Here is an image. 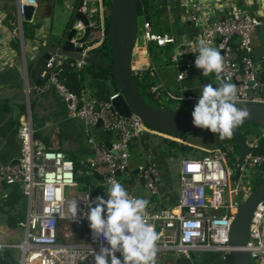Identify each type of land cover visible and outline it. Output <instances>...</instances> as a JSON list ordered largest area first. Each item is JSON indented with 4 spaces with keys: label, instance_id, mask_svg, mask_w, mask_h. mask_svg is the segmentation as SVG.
Returning a JSON list of instances; mask_svg holds the SVG:
<instances>
[{
    "label": "built area",
    "instance_id": "2783aa9c",
    "mask_svg": "<svg viewBox=\"0 0 264 264\" xmlns=\"http://www.w3.org/2000/svg\"><path fill=\"white\" fill-rule=\"evenodd\" d=\"M16 3L21 28L25 7L35 6L36 1L17 0ZM189 4L185 2L186 6ZM190 5L196 7L195 4ZM78 10L85 14L89 28L87 37L79 45L80 55L86 57L107 36L106 8L103 0H99L94 6L84 4ZM185 21L203 22L196 13H190ZM262 24L260 19L249 12L236 9L229 17L202 23L200 27L199 41L204 40L221 51L224 58L222 78L236 84L237 105L264 106V93L260 92L263 82L260 81L252 58V35ZM74 27L83 34L85 26L81 21H77ZM152 42L163 47L174 44L175 38L153 31L151 22L144 20L141 40L139 41L137 34L135 47L139 45L146 48ZM198 43L194 46L195 50H199ZM68 59L52 55L45 64L35 91L54 89L67 103L69 116L83 123L91 153L77 164L86 169V174L92 180L87 190L73 195L72 191L77 186L78 166L62 151L45 149L37 143L27 105L18 127L19 154L13 161L0 165V197L4 195L6 186L18 185L27 199L26 215L20 222L23 239L18 244H1L18 250L17 264H94L93 250L99 251L100 242L94 237L89 221L82 218V213L79 223L72 221L69 205L76 201L83 211H88L87 204L97 196H105L113 179L126 188L130 197H139L128 186V176L135 177L152 199L148 200L146 219L159 237L156 241V254L160 251H172L176 259L180 257L184 260L183 264H196L193 256L196 251H214L224 258L236 249H243L248 253L252 264H264V198L253 211L245 246L237 248L229 244L231 224L246 196L240 200L236 198L239 190L230 188L237 157L233 161V169L228 164L230 153L227 146L216 145L198 158L184 157L178 171L177 202L173 205L163 204L162 177L158 166L149 156L129 172L132 156L130 143L142 134L172 140L175 137L145 125L134 113L129 116L120 115L113 105V99L120 94L118 89L104 100H98L85 88L77 92L69 90L60 78L63 64ZM84 64L83 60L77 59H70L68 62L74 68H80ZM156 69L155 66L132 67L134 76H141L147 70L152 74ZM190 69V62L178 65L177 79L188 77ZM148 91L158 99L164 89L154 83L149 86ZM168 94L171 98H176L170 92ZM97 125L105 130H115L116 138L108 143L96 141L89 135V130ZM246 142L249 152L244 157L240 175L246 165L264 168V153L254 152L257 140L254 138ZM94 173L100 178H94ZM117 256L122 259L120 253Z\"/></svg>",
    "mask_w": 264,
    "mask_h": 264
},
{
    "label": "crops",
    "instance_id": "0c3cea01",
    "mask_svg": "<svg viewBox=\"0 0 264 264\" xmlns=\"http://www.w3.org/2000/svg\"><path fill=\"white\" fill-rule=\"evenodd\" d=\"M16 1L0 0V95L10 93L14 99L21 100V96L16 92L23 90V88L27 89L29 86V81L35 70L33 67L34 58L39 49L43 47V44H46L47 37L65 30L71 21L75 25L77 22L74 19L75 10L80 9L84 4L85 6H94L99 0H35V9L31 20L28 21L39 24L33 36H29L30 32H27V36L24 35L22 26L24 20L21 23V28L19 26ZM146 1L157 8L158 12L157 21L151 23L153 31L166 33L175 38V43H170L172 58L175 60L171 58L166 63V57L164 56L156 61L149 54L148 46L145 48L138 45L133 50V68L155 66L156 71L150 75L155 77V83L161 85L164 91L173 94L176 97L174 99L183 97L181 100L198 101L204 84L212 83L214 87L218 85L215 73L209 77H204L202 70L195 66L199 50H195L194 46L199 42L201 24L229 17L236 9H240L249 12L263 22L252 35V58L257 66L260 81L263 82L260 92L264 93V80L261 79V77L264 79V0ZM186 1L195 4L196 7H192L190 4L186 6ZM190 13L200 15L203 22H186L185 18ZM80 36L81 34L77 32L76 37ZM186 62L191 63L190 73L188 77L178 80V65ZM89 65L84 64L80 68H74L77 71V80L81 88L88 90L98 100H104L116 90V86L109 77H94L95 67L98 66L89 67ZM27 105L29 104L20 105L21 112L15 123L8 119V110L10 109L7 106V101L0 100V165L13 161L19 154L18 127ZM28 107L34 129V138L40 146L45 149L60 150L75 162L90 155L91 150L86 140L83 123L79 119H73L69 116L67 103L54 89L51 88L43 92L35 91L34 99L31 100ZM94 129L101 131L99 135ZM89 135L100 143H108L116 138V131L94 127L89 130ZM217 139L216 134L205 129H200L195 135L175 138L174 140L142 134L130 143L132 152L130 165H136L149 156L158 166L162 177V203L173 205L177 202L178 197V171L181 160L184 157H201L206 151L217 145ZM168 140L176 141L177 146L188 147V149H194L195 151L188 152L187 150L181 151V149L179 151L174 144L169 143L167 146L165 142ZM138 151L143 156L141 154L137 156L136 152ZM179 156L177 168L168 166L169 159L173 160ZM133 167H130L129 172ZM128 177L126 179L128 186L140 198L148 200L150 197L137 179L133 176ZM13 186H6L4 195L0 197V248L3 249L8 247L1 246V244H18L23 239V229L20 222L24 220L26 215L27 199L18 185L16 186L22 194V198L11 196L9 203L4 204V200L8 197ZM8 207H14V209ZM17 207H23L19 213V215L24 216L23 219L19 218ZM15 219L16 222L10 225V222L12 223ZM13 250L15 251V257H17L18 250ZM213 252L196 251L193 255L194 260H197L199 264H224L221 255ZM174 261L173 264H175Z\"/></svg>",
    "mask_w": 264,
    "mask_h": 264
},
{
    "label": "water",
    "instance_id": "95a60500",
    "mask_svg": "<svg viewBox=\"0 0 264 264\" xmlns=\"http://www.w3.org/2000/svg\"><path fill=\"white\" fill-rule=\"evenodd\" d=\"M137 3L138 0H112L107 26L111 58L105 60L98 57L93 50L86 57L80 55L79 45L87 37L89 28L87 27L85 14L76 9L74 19L81 21L85 26L83 34L76 37L77 31L73 21H71L65 30L49 35L46 44H43V47L39 49L34 58L33 67L35 70L29 81V86L27 89L23 88V90L16 92L22 99L16 100L10 93L0 95V100H6L7 106H9L8 119L16 123L21 112L20 105L25 103L30 105L35 96V86L40 83V76L45 64L53 55L55 58L63 56L69 59L83 60L85 64L108 68L112 72L115 86L120 91V94L113 99L114 108L120 115L129 116L134 113L145 125L176 138L189 130L197 129L192 122V112H180L162 106L154 107L145 100L143 94L139 91L132 70V56L138 34ZM34 9L35 6L33 5L25 7L24 21L31 20ZM261 79L264 80L262 77ZM237 107L249 113L243 123L249 122L264 127V106L241 104ZM232 138L238 148L235 170V176L238 177L244 157L249 152V146L246 141L240 139L238 128L234 130ZM93 177L100 178L96 173L93 174ZM104 198H107L106 194ZM263 198L264 177L239 205L230 228L229 244L231 246L237 248L245 246L253 211L257 203ZM83 223L86 224V221H83ZM223 261L225 264H252L248 253L243 249H236L225 255Z\"/></svg>",
    "mask_w": 264,
    "mask_h": 264
},
{
    "label": "clouds",
    "instance_id": "9594fccd",
    "mask_svg": "<svg viewBox=\"0 0 264 264\" xmlns=\"http://www.w3.org/2000/svg\"><path fill=\"white\" fill-rule=\"evenodd\" d=\"M198 48L195 66L202 70L204 77L215 73L218 85H203L192 111L193 125L210 130L221 140L230 139L249 113L237 107L236 84L222 78L224 58L221 51L204 40L199 41ZM106 195L107 199L97 196L88 203L86 212L76 201L69 205L72 221L79 223L82 213V218L89 221L94 237L100 242L99 251L93 250L94 264H155L159 237L146 219L149 201L130 197L126 188L115 179L110 181Z\"/></svg>",
    "mask_w": 264,
    "mask_h": 264
},
{
    "label": "trees",
    "instance_id": "16d2710c",
    "mask_svg": "<svg viewBox=\"0 0 264 264\" xmlns=\"http://www.w3.org/2000/svg\"><path fill=\"white\" fill-rule=\"evenodd\" d=\"M103 3L105 5L106 8V14H105V27H106V33H107V26H108V21H109V14H108V9H107V4H109L110 6V2L108 3L107 0H103ZM142 4L143 6L146 7H151L150 3H148V1L146 0H142ZM144 13V20H150V11L147 9L145 11H143L140 7L139 1L137 3V15H139L140 13ZM108 14V15H107ZM107 17V19H106ZM153 23V22H151ZM23 31H24V35L27 34V32L29 33V36H33L34 35V31L36 30V28L39 27L38 23H31L28 21H23ZM27 36V35H26ZM15 46H17V44H15ZM149 54L153 56L154 59H158V58H162V57H166V63L169 62V60L172 58V47L170 44H166V46L164 47H160L157 46L155 43L152 42V47L151 45L149 46ZM96 55L100 58H102V60L105 59H110L111 58V48L109 46L108 43V37L106 36V38L104 39V41L101 43V45L93 50ZM70 59H68L67 61H65V63L63 64V72L61 73V81L68 87L69 90L71 91H79L81 89L80 87V83L77 80V71L74 69V67H70L68 65ZM89 67H95L93 65H89ZM96 71L94 72V77L96 78H106L109 77L111 82L115 85L114 81H113V75L112 72L108 69V68H101V67H95ZM135 81L136 84L138 85L139 91L143 94L145 100L147 102H149L151 105H153L154 107H157V105H154L151 101H149V99L147 98V96L151 97V99L154 100H158L155 99L154 96L148 91V88L150 85L155 83V77H153L152 75H150L149 70L145 71V73L141 76H135ZM117 90V87H116ZM248 124V123H243L238 127L239 130V136L240 139L242 141H247L246 139V133L244 131V126ZM255 126H257L255 124ZM252 131V130H251ZM255 138H257V146L256 149H254L255 153H264V135L263 133L260 132H255V134L253 135ZM184 137V136H183ZM179 138V137H177ZM228 141H234V139L231 137L230 139H224L221 140L217 139V145H219L218 143L222 142V143H227ZM169 143L177 145L178 143L176 141H172V140H168ZM234 149H236L235 144L233 145ZM188 148V147H185ZM238 153V152H237ZM238 156V154L236 155V157ZM235 157V158H236ZM235 158L233 159V161H235ZM75 165L77 166V162H75ZM88 178H91L90 176H87ZM92 179V178H91ZM79 181H83L81 179H78ZM262 179L257 180L254 187L251 189V191L261 182ZM89 187V181L86 179L85 184L83 186V191L87 190ZM11 196H17L19 198H22V194L20 193V191L18 190L17 186L14 185L12 187V190L10 191V193L8 194V197L4 200V204L7 205L9 203V200H11ZM8 202V203H7ZM8 208H12L14 209V207H8ZM19 218L23 219L24 216L18 215ZM16 222V219L11 223L10 225H13V223ZM184 260L180 257H178L176 259V264H183ZM0 264H17V257H15V251L13 249H3L0 248Z\"/></svg>",
    "mask_w": 264,
    "mask_h": 264
},
{
    "label": "rangeland",
    "instance_id": "374dc122",
    "mask_svg": "<svg viewBox=\"0 0 264 264\" xmlns=\"http://www.w3.org/2000/svg\"><path fill=\"white\" fill-rule=\"evenodd\" d=\"M138 1H139L141 9L143 11H145L147 9L150 11L149 13H150L151 22H156L157 18H158L157 17L158 16L157 8L152 6V4H150L151 5L150 8L149 7L145 8V6H143V4H142V0H138ZM107 2L108 3L110 2V5H111L112 0H107ZM107 9H108V14H109V10H110L109 4H107ZM143 15H144L143 12L138 15V37H139V41L141 40L142 22L144 21V16ZM106 19H107V17H106ZM150 45L152 47V43H149L148 49H149ZM151 57L153 59L152 55H151ZM159 59L160 58L156 59V61H158ZM147 98L154 105L162 106L163 108H169L171 110L180 111V112H184V111L185 112H192L194 110V106L197 103V101H194V100H189L188 101V100H181V99L171 98V96L168 94V91H164L162 93V95L158 98V100L151 99V97H149V96H147ZM247 123L248 124H246L244 126V128H243L245 133H246L247 141H250V140L255 138L253 136L255 134V132H260V133L264 134V127H262L260 125H257V124H256L257 126H255L254 123H249V122H247ZM91 129L92 128H90V130ZM200 129L201 128H197V129H194V130H189V131L185 132L184 134H182L181 136H179V138H182L183 136L185 137V136H188V135H192V134L195 135ZM94 130L98 133V135L101 132L98 129H94ZM255 139H257V138H255ZM165 143H166L167 146L169 145L168 141H166ZM218 144L219 145H224V143H222V142H220ZM234 144H235V141H228L227 143H225V145L227 146V149L229 150V153H230L228 164L233 169H235V165L233 163V159L238 154L237 153L238 152V148H237V146L235 144L236 149H234V147H233ZM167 146H165V147H167ZM176 148L179 149V151H180V149H181V151L182 150H187L188 152H190V151L194 152L195 151L194 149H188V148L180 147V146H177V145H176ZM140 154L142 155V153L140 151L136 152L137 156H139ZM180 156L179 157H175L173 160L169 159L168 162H167L168 166L177 168L178 165H179ZM130 163H131V160H130ZM77 166H78V164H77ZM133 166H135V165L134 164L130 165L131 168ZM77 168H78V171L76 173L77 186L74 187V189L72 191L73 195L77 194V193H80V192H83V186L85 184L86 179L89 181V185H90L91 180H92L91 176H90L91 178L87 177L89 175L86 174V169H84L81 166H78ZM172 176H174V175H172ZM263 177H264V168L249 167V166L246 165V166H244V171L242 172V174L240 176L236 177L235 175H233V177L231 178L230 188H233V187L237 188L239 190V192H238L236 198H239L240 200H242L245 196L248 195V193H250V191L254 187L256 181L262 179ZM78 179H81L83 181L81 182ZM148 200H152V199L149 198ZM22 208L23 207H17L16 208L18 210V215L21 212ZM174 259L176 261L174 253L172 251H160V252H157V254L155 255V264H173ZM195 262H196V264H199V262L197 260H195ZM223 263H224V261H223Z\"/></svg>",
    "mask_w": 264,
    "mask_h": 264
}]
</instances>
